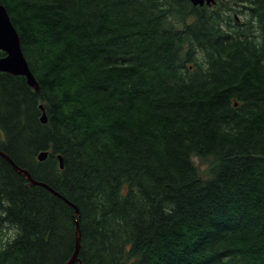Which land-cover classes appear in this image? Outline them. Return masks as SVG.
I'll return each mask as SVG.
<instances>
[{
  "label": "trees",
  "instance_id": "trees-1",
  "mask_svg": "<svg viewBox=\"0 0 264 264\" xmlns=\"http://www.w3.org/2000/svg\"><path fill=\"white\" fill-rule=\"evenodd\" d=\"M0 5L39 86L0 73V150L81 264H264V0ZM73 212L0 157V264H64Z\"/></svg>",
  "mask_w": 264,
  "mask_h": 264
},
{
  "label": "water",
  "instance_id": "water-1",
  "mask_svg": "<svg viewBox=\"0 0 264 264\" xmlns=\"http://www.w3.org/2000/svg\"><path fill=\"white\" fill-rule=\"evenodd\" d=\"M216 0H190V3L193 6H211L215 4ZM0 52L4 54L3 57L0 58V73H6L12 76H20L25 78L27 85L32 88L35 92L39 91L38 83L33 76L32 72L29 69L27 61L23 55L20 39L17 34L15 27L13 26L10 17L7 13V10L3 5H0ZM41 111L40 121L42 124L47 122V117L44 112V108L42 105L39 106ZM48 156L46 151L40 152L37 155V160L39 162H43ZM0 157L4 159L11 168L18 174L22 175L23 178L27 181L28 186H40L48 190L54 196L64 200L72 209L73 217H74V249L71 256L65 261L64 264H81L78 258L80 247H81V231L79 226L80 214L76 205L68 202L63 197H61L58 193L53 191L48 185L45 183L34 180L28 170L22 169L18 167L9 156L3 153L0 150ZM59 162V168H63V162L61 156H57Z\"/></svg>",
  "mask_w": 264,
  "mask_h": 264
},
{
  "label": "rangeland",
  "instance_id": "rangeland-1",
  "mask_svg": "<svg viewBox=\"0 0 264 264\" xmlns=\"http://www.w3.org/2000/svg\"><path fill=\"white\" fill-rule=\"evenodd\" d=\"M192 160H193L195 166L197 167L200 175L203 178L207 177L209 161L208 160H201L199 158H193ZM12 234H13V230H10V229L6 230L5 235H4V237H2V239L4 240V239L10 237Z\"/></svg>",
  "mask_w": 264,
  "mask_h": 264
},
{
  "label": "bare ground",
  "instance_id": "bare-ground-1",
  "mask_svg": "<svg viewBox=\"0 0 264 264\" xmlns=\"http://www.w3.org/2000/svg\"><path fill=\"white\" fill-rule=\"evenodd\" d=\"M80 222V221H79ZM80 226V225H79ZM79 257V256H78Z\"/></svg>",
  "mask_w": 264,
  "mask_h": 264
}]
</instances>
